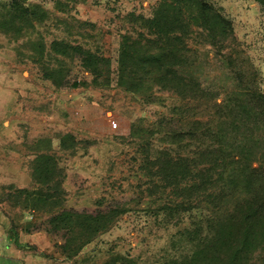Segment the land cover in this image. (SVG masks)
I'll return each mask as SVG.
<instances>
[{
	"label": "rangeland",
	"instance_id": "obj_1",
	"mask_svg": "<svg viewBox=\"0 0 264 264\" xmlns=\"http://www.w3.org/2000/svg\"><path fill=\"white\" fill-rule=\"evenodd\" d=\"M161 1L0 0L2 13L16 2L35 13L0 32V225L38 264H189L202 234L195 230L213 205L190 197L193 183L161 174L163 161L196 163L217 190L263 162L264 133L249 114L232 120L226 107L243 88L250 107L254 95L264 98V6L203 0L234 28V39L218 47L187 10L192 29L178 35L201 76L183 87L160 82L156 72L133 74L131 50L123 59L133 44L157 53L149 20ZM227 142L238 146L232 151ZM230 154L245 161L235 180L226 179ZM62 205L123 212L67 258L51 230ZM0 264L14 263L0 257Z\"/></svg>",
	"mask_w": 264,
	"mask_h": 264
},
{
	"label": "trees",
	"instance_id": "obj_2",
	"mask_svg": "<svg viewBox=\"0 0 264 264\" xmlns=\"http://www.w3.org/2000/svg\"><path fill=\"white\" fill-rule=\"evenodd\" d=\"M257 1L264 6V0ZM187 10L191 12L190 20L197 22L198 27L206 33L208 45L218 47L220 42L228 40L229 37L234 39V28L230 20L214 5L203 0H163L154 17L149 20V27L157 36L154 48L157 53L147 54L148 51H144L143 47L137 44L131 45L128 51L126 46L124 47L126 53L123 59L128 56L130 50L132 51V66L129 70L133 74L138 70L156 72L160 82L168 81L183 87L188 86L186 80L196 84L199 82L201 75L197 63L190 54L192 49L190 43L183 41L178 35L186 34L192 29L191 23L190 26L187 25L189 22L186 16ZM34 14L31 8L16 2L9 11L0 12V32L8 34L10 28L18 23L24 26L35 16ZM140 55L151 57V60L141 59ZM224 57L226 60L229 59L226 55ZM121 65L122 69H128L129 64H126V61L123 60ZM51 80L56 82L54 77H51ZM192 87H189L191 88L189 91L194 90ZM246 89L243 88L239 94L237 93L235 102L226 109L229 107L228 113L231 114L232 120L241 114H244L243 118H247L249 114L255 127L264 133V108L261 107L264 98L259 97L257 100L254 95L251 101L254 105L248 106L246 101L251 96L248 97L250 94ZM227 145L232 151L238 146L234 142H227ZM262 148L264 149V144ZM184 163L182 160L179 162L172 159L165 160L161 164V174L166 178L176 180L182 178L187 183H193L194 185L186 187L190 197L196 200L199 198L196 194H199L213 205L195 230L198 231L197 233H202L200 243L193 254L187 257V262L189 264H264V159L257 167H243L244 171L241 170L240 175L244 177L238 185H224L221 190L214 189V178L207 169H198L196 163L186 166L185 169ZM244 164L245 161L241 156L230 154L225 166V170L229 173L226 179L235 180L234 171ZM58 193L65 194V191L60 189ZM37 195L42 196L43 193L39 192ZM122 212L118 207L100 206L95 211L89 212L66 209L62 205V210L51 220V230L55 234H61L65 241L60 245L62 252L67 258H71L78 255L85 245L99 234L109 230Z\"/></svg>",
	"mask_w": 264,
	"mask_h": 264
},
{
	"label": "crops",
	"instance_id": "obj_3",
	"mask_svg": "<svg viewBox=\"0 0 264 264\" xmlns=\"http://www.w3.org/2000/svg\"><path fill=\"white\" fill-rule=\"evenodd\" d=\"M0 257L14 264H38L39 260L32 252L26 249L16 236L6 234L5 228L0 225Z\"/></svg>",
	"mask_w": 264,
	"mask_h": 264
},
{
	"label": "built area",
	"instance_id": "obj_4",
	"mask_svg": "<svg viewBox=\"0 0 264 264\" xmlns=\"http://www.w3.org/2000/svg\"><path fill=\"white\" fill-rule=\"evenodd\" d=\"M111 123L113 124V125H115L116 124V122L113 120V121H111Z\"/></svg>",
	"mask_w": 264,
	"mask_h": 264
}]
</instances>
